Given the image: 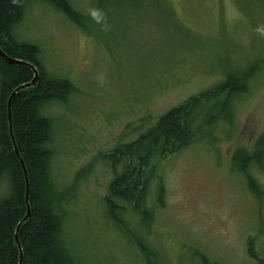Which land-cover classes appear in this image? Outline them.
<instances>
[{
	"label": "rangeland",
	"instance_id": "374dc122",
	"mask_svg": "<svg viewBox=\"0 0 264 264\" xmlns=\"http://www.w3.org/2000/svg\"><path fill=\"white\" fill-rule=\"evenodd\" d=\"M67 1L78 21L34 1L16 32L39 47L51 77L75 88L42 112L54 123L52 177L69 190L63 238L79 263L142 264V238L163 264H202L197 251L219 264H261L264 158L250 172L263 188L255 194L232 156L252 152L264 133V0ZM230 77L233 89L195 108L193 141L151 161L152 219L129 214L116 225L104 197L122 163L112 168L103 154Z\"/></svg>",
	"mask_w": 264,
	"mask_h": 264
},
{
	"label": "trees",
	"instance_id": "16d2710c",
	"mask_svg": "<svg viewBox=\"0 0 264 264\" xmlns=\"http://www.w3.org/2000/svg\"><path fill=\"white\" fill-rule=\"evenodd\" d=\"M42 1L59 8L70 19L78 21L77 17L81 18L67 0ZM32 2L34 0H0V47L10 57L30 61L39 70L37 84L19 90L10 104L12 132L29 183L30 216L18 232L21 264H80L63 238L69 190L59 188L52 177L53 149L49 143L54 123L42 112L49 101H63L75 88L63 78L51 77L39 61V47L17 36L15 27ZM32 78L33 71L29 67L8 63L0 57V181H5L10 187L7 195L4 196V192L0 197V264H18L19 249L14 233L27 211L26 180L9 132L7 100L15 88ZM234 80L230 77L213 91L187 98L162 114L137 139L103 154L112 168L122 163L121 170L114 172L104 197L108 217L125 227L127 222L124 223L123 218L129 214L142 222L152 219L153 210L147 199L154 177L148 171L151 161L189 145L195 134L191 129L195 108L220 89H233ZM232 158L245 178L247 189L255 194L262 192L263 188L256 184L250 172L254 166H263L264 133L255 141L252 152L236 149ZM136 244L142 264H163L158 253L148 247L144 239L136 238ZM196 255L202 264H219L198 251Z\"/></svg>",
	"mask_w": 264,
	"mask_h": 264
},
{
	"label": "water",
	"instance_id": "95a60500",
	"mask_svg": "<svg viewBox=\"0 0 264 264\" xmlns=\"http://www.w3.org/2000/svg\"><path fill=\"white\" fill-rule=\"evenodd\" d=\"M0 57L3 60L7 61L8 63L25 65V66L29 67L30 69H32V71H33V78H32V80L29 81V82H27V83L21 84L17 88H15L12 91V93L10 94V96L8 98V103H7V111H8V121H9V132H10V136H11V139H12V142H13V147H14L15 154L18 157V159H19V161H20V163H21V165H22V167L24 169L25 176L27 178V173H26V170H25V166H24V163H23L22 159L20 158L19 152H18L17 147H16V144H15L14 135H13V132H12L11 117H10V104H11L12 98L14 97V95L19 90H22V89L28 88V87H32V86H34L38 82V79H39V70H38L37 66L34 65L30 61H25V60H20V59H16V58L10 57L9 55H7L2 50L1 47H0ZM27 192H28V184H27V181H26V196H25V200H26L27 211H26V215L18 223V225H17V227L15 229V233H14V239H15V241L17 243V246H18V249H19V261H18V264H21V262H22V249H21V246H20V243H19V240H18V232H19V229H20L21 225L30 216V208H29L28 199H27Z\"/></svg>",
	"mask_w": 264,
	"mask_h": 264
},
{
	"label": "bare ground",
	"instance_id": "6f19581e",
	"mask_svg": "<svg viewBox=\"0 0 264 264\" xmlns=\"http://www.w3.org/2000/svg\"><path fill=\"white\" fill-rule=\"evenodd\" d=\"M34 1H42V0H34ZM15 31H16V27H15ZM37 84V83H36ZM35 84V85H36ZM34 85V86H35ZM34 86H32V87H34ZM55 101V99H53V100H51V101H49L48 103H50V102H54ZM191 129H192V132L193 133H195V132H197V129H196V123H195V121H194V124H192V126H191ZM52 140H53V135H52V139H51V141H50V143H49V145H50V147L52 148V146H53V144H52ZM26 170V169H25ZM23 171H24V169H23ZM27 173V172H26ZM24 176H25V173H24ZM25 180L27 181V184L29 185V183H28V179L26 178V176H25ZM3 186V189H4V192H5V194H4V196H6L7 195V193L9 192V189H10V187H9V184L8 183H5V181H3V180H1L0 181V187H2ZM25 196H26V194H25ZM27 199H28V197H27ZM25 202H26V200H25ZM29 204V203H28ZM30 208V207H29ZM26 215V214H25ZM23 219V218H22ZM21 219V220H22ZM109 219L110 220H112L116 225H117V223H118V225H120V222H115V220L114 219H112V217H109ZM18 225V224H17ZM19 240V239H18ZM16 242V241H15Z\"/></svg>",
	"mask_w": 264,
	"mask_h": 264
}]
</instances>
